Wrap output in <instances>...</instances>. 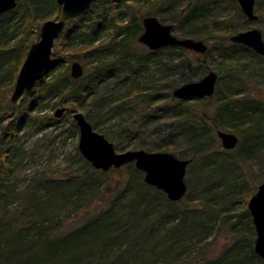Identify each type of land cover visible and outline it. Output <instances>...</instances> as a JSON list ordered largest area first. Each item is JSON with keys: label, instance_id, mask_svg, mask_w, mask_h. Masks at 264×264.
I'll return each instance as SVG.
<instances>
[{"label": "trees", "instance_id": "trees-1", "mask_svg": "<svg viewBox=\"0 0 264 264\" xmlns=\"http://www.w3.org/2000/svg\"><path fill=\"white\" fill-rule=\"evenodd\" d=\"M230 1L237 7L235 17L229 14L227 4L219 5L214 0H100L67 23L54 50L56 73L49 80L45 74L16 108L11 97L30 48L23 37L14 45L8 44L6 37L16 36L15 30L11 34L8 31L13 20L27 27L38 17L29 0H19L15 10L0 17V78L8 76L11 82L6 95H0V116L6 119L16 115L15 121L0 132V264L262 262L251 244L250 256L243 259L245 254L239 252L229 263L222 259L208 261L204 256L195 261L192 256L206 246L210 225L190 205L202 202L216 209V217L222 216L223 209L216 206L218 192L248 190L254 179L250 174L243 176L238 161L221 150L214 134L219 124L243 137L237 156L252 167L256 164L255 173L264 183V100L253 94L252 78L246 74L248 69H257L264 77V57L230 41L239 33L233 24L235 19L247 22L237 1ZM51 3L48 16L58 19L61 7L57 0ZM257 7L264 20V0H258ZM149 16L172 23L182 37L204 40L212 46L206 54L215 55L227 71L226 83L219 81L214 96L209 98H218L220 103L215 120L191 114L185 107L190 100L173 96L177 87L196 81L198 71L201 79L208 73L202 56L181 47L140 57L131 55V42L143 33L141 21ZM106 31L113 41L102 39ZM73 60L84 64L85 74L80 79H73L65 66L66 61ZM52 98H57L53 106L58 109L70 106L65 116L83 110L95 130L103 120H119L117 136L107 134L119 139L117 150L125 151L133 145L148 152H187L186 160L191 161V169H196L187 180V203L169 201L165 193L148 186L144 173L136 168L129 173L130 179L112 184L111 179H102L108 174L95 170L77 149L70 162L73 166L82 164L86 171L60 179L42 176L20 188L13 179L14 167L24 160L16 133L26 126L59 124V120L42 115L44 106H48L45 101ZM161 100L168 101L164 109L172 121L166 125V138L151 142L143 134L147 120L143 118L137 127L136 118L144 105L149 107ZM68 130L71 136H77L74 120ZM94 205L99 209L92 212ZM82 212L88 214L83 224L61 236L63 217ZM242 216L247 218L246 230L253 234L250 238H255L251 214L247 211Z\"/></svg>", "mask_w": 264, "mask_h": 264}, {"label": "rangeland", "instance_id": "rangeland-1", "mask_svg": "<svg viewBox=\"0 0 264 264\" xmlns=\"http://www.w3.org/2000/svg\"><path fill=\"white\" fill-rule=\"evenodd\" d=\"M219 5L224 4V6L227 4V10L229 11V14L232 16H237V7L234 3H232L230 0H214ZM257 1L255 0V12L259 16V20L257 21H248L245 23L244 19L236 18L235 22L233 23L236 25L239 32L251 30V29H258L262 32L263 38H264V20L261 19V16L259 14V10L257 7ZM238 3V2H237ZM29 4L32 5L31 7L36 10V15L38 17L37 21H33L32 25H28L27 27L21 24V22H18L17 20H13L10 22L9 26V33L11 34L14 30V33L16 36L10 38L6 37V40H10L8 44L14 45L17 43L18 39L23 37L26 39V45L31 48V46L38 42L40 39L41 29L45 21L47 20H57V19H51L50 16H48V11L51 8V0H29ZM217 4V5H218ZM46 10H45V9ZM39 12V13H38ZM44 18H43V16ZM163 24H169L172 23L163 21L161 18L157 17ZM4 29V28H3ZM4 31V30H3ZM7 31V34H8ZM141 31H144L143 27V20L141 21ZM174 34L180 38H186L182 37V35L179 33L177 29L174 30ZM102 39L107 41H113V38L111 35H109V32L106 31L102 34ZM61 37V36H60ZM56 41L54 50H57V45L60 43L61 38ZM10 38V39H9ZM204 41V40H202ZM215 42L217 39L215 38ZM117 42V41H116ZM205 42V41H204ZM209 45L210 48L212 46L210 43L205 42ZM230 41L226 43V46H229ZM151 51L147 49L145 46L139 43L138 39L136 41L131 42V55L135 54L137 57H140L141 55H145L146 53H150ZM193 57V55H191ZM215 56V55H214ZM212 54L208 53L206 55H203L201 57V60L204 62L205 66L208 67L209 71H214L219 75V80L221 83L225 84L226 80H224L225 76L227 75V71L224 72V68H222L220 62L214 57ZM136 59V58H134ZM74 61H78L81 64H83L82 61L79 60H73V61H66L65 66L68 67L69 73L71 74V66ZM264 64V63H263ZM84 66V64H83ZM58 68V65L52 68L46 75L47 80H49L52 75L56 73V69ZM257 69H248L246 74L248 77L252 78L251 83V91H253L254 95H259L264 100V77L260 76L259 72L256 71ZM223 74V76H221ZM202 73L197 72L195 76V80L198 81L201 79ZM9 77L6 78H0V95L5 96L8 90V86L10 85ZM217 85H219L217 83ZM256 89V91H254ZM211 99H202L199 101V99L190 100L189 103L185 104V107L189 110L191 114L204 116L206 119H212L216 117V114H218V109L220 107V103L218 101V98ZM57 98H52L45 101V104H48V106H44L43 108V117L48 116L52 117L55 120H59V124L49 126L47 128H44L43 125H40L39 127H31L26 126L20 130V132H17V138L19 139L24 160L21 162V164H17L14 167V174L13 179H16L18 182V185L20 188L25 187L31 180L40 178L42 176L44 177H54L56 179L60 178H68L70 175L76 173H82L87 170L82 164H71V158L76 157V152L78 151L79 154V130L77 136H71L69 132L71 121H73V115H66L61 119L55 118V113L58 109V107H54L53 105L56 103ZM50 102V103H49ZM165 103H168V101H159L158 103H154L150 105L149 107L147 105H144L142 107V114L140 112V116L136 118L137 123L136 126L138 127L142 121L143 118L147 120V125L144 124V136L149 139L151 142L157 141L161 142L162 139L166 138L167 135V127L166 125H169V123L172 121L171 115L165 113L164 105ZM20 104V101L17 103H13V105ZM21 105V104H20ZM169 105V103H168ZM70 107V106H66ZM78 112L86 114L83 110H79ZM142 115V116H141ZM3 116V115H2ZM2 116H0V132L3 131V129L7 128L9 124H11V121L14 122L16 115L10 118L2 119ZM3 120V121H2ZM46 123V122H45ZM119 120L112 118L108 120H103L101 122V126L96 130L97 132L103 134L105 137L107 134L110 133L117 136V131L119 130ZM222 124H224L222 122ZM220 127L214 130V134L216 136V141L218 142V145L221 146L222 151L228 152V157L230 159L235 160L238 163L236 164L238 166V170L243 174V176L251 175L254 177V179L250 183V188L248 190L238 189V191L232 190L233 193H230V191H226L224 193L218 192L216 197V206L217 208L223 209L222 216L216 217V215L213 213L216 209L206 206L202 202H198L195 205H190L191 209H197V212L201 219L207 220L209 222L208 229V240L205 242L206 246H204V249H199L200 253L196 254L193 253L192 256L195 257V261L200 260L203 256L209 261V260H218L222 259L223 261H227L228 263L234 259L237 253L243 252L245 255L243 259H245L246 255L250 256L249 253V244L252 245L253 249L255 246V240H256V231H255V238L251 239V232L247 231L245 228V221L247 218L245 216H242L247 211H249V202L253 195L258 191V187L263 183L261 182L256 175V168L257 165L255 164L254 167H252L250 162H244L240 161L237 154L239 151L238 146L231 151H227L222 147V142L219 139L217 133L219 131L227 132L235 134L239 138V144H242L243 137L239 135L236 132L229 131L225 126L222 127L221 124H219ZM132 126V125H131ZM42 129V130H40ZM117 132V133H116ZM114 137H108L107 139L114 144V146H117L119 139H113ZM238 144V145H239ZM182 149L188 148L187 145H181ZM77 149V151H76ZM130 150H136L134 149L133 145L130 146L125 151H116L118 153H123ZM139 150V149H138ZM187 150V149H186ZM168 153H172L169 151ZM174 154V153H172ZM188 154L187 152L185 153ZM180 155L179 153H175L174 155L178 157L179 159L186 160V155ZM188 157V156H187ZM188 160V159H187ZM133 167H122L120 169H114L111 172H107V176L102 179H111L112 184H115L118 180L122 179H130L129 173H131L133 168H136L134 164H131ZM212 169V168H211ZM191 170V173H190ZM196 169L192 168L191 165L187 168L186 173V183L187 180L191 178L193 172L195 173ZM194 178V175H193ZM144 179V178H143ZM187 203L186 199L181 201L182 205H185ZM97 205H94L92 207V212H95L99 207H96ZM250 213V211H249ZM231 215H234L231 218ZM212 217V218H211ZM214 217V219H213ZM65 218L64 224L62 227L63 232L60 234L61 236H64L66 232H69L70 230L76 228L79 225H82L83 222L88 218V214L81 213L77 216H70V217H63ZM252 218V217H251ZM212 225V228H211ZM252 226L254 227L253 221ZM255 229V227H254ZM238 244V247L235 246ZM244 247V248H242ZM194 261V260H193ZM250 260L243 261L244 264H248ZM254 264H264L263 261H254Z\"/></svg>", "mask_w": 264, "mask_h": 264}, {"label": "water", "instance_id": "water-1", "mask_svg": "<svg viewBox=\"0 0 264 264\" xmlns=\"http://www.w3.org/2000/svg\"><path fill=\"white\" fill-rule=\"evenodd\" d=\"M100 0H57L61 7V15L57 20H47L42 26L40 39L34 43L20 69L15 88L11 97L13 103L33 91L38 82L57 63L53 62L56 41L66 28L68 22L85 14ZM248 21H257L255 0H236ZM19 0H0V17L15 10ZM144 31L138 41L150 51L155 52L169 47H181L199 56L205 55L209 46L202 40L186 37L180 38L174 34V26L163 24L157 17L149 16L143 19ZM233 44L246 46L264 57V38L258 29L239 32L230 37ZM85 70L80 62H73L71 77L80 79ZM219 75L209 71L202 79L183 84L173 91L177 100L207 99L216 92ZM69 108L57 109L56 119H61ZM73 119L79 130V152L91 166L102 172L120 169L134 164L137 170L144 173V182L166 194L169 201L178 203L188 192L186 183L187 168L190 160L179 159L168 152H148L145 150H130L118 153L112 142L103 134L97 132L86 116L75 112ZM222 147L231 151L239 144V138L232 133L219 131L217 133ZM249 211L256 231L254 251L264 263V183L249 202Z\"/></svg>", "mask_w": 264, "mask_h": 264}, {"label": "flooded vegetation", "instance_id": "flooded-vegetation-1", "mask_svg": "<svg viewBox=\"0 0 264 264\" xmlns=\"http://www.w3.org/2000/svg\"><path fill=\"white\" fill-rule=\"evenodd\" d=\"M141 44V43H140ZM148 49V48H147Z\"/></svg>", "mask_w": 264, "mask_h": 264}]
</instances>
